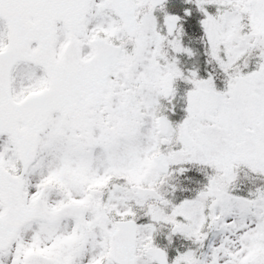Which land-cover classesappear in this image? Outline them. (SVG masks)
Returning <instances> with one entry per match:
<instances>
[{
    "label": "snow or ice",
    "instance_id": "1",
    "mask_svg": "<svg viewBox=\"0 0 264 264\" xmlns=\"http://www.w3.org/2000/svg\"><path fill=\"white\" fill-rule=\"evenodd\" d=\"M0 264H264V0H0Z\"/></svg>",
    "mask_w": 264,
    "mask_h": 264
}]
</instances>
